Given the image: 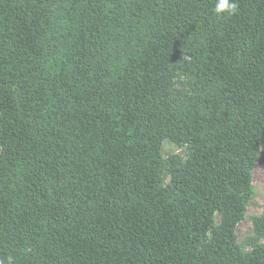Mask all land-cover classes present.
<instances>
[{
    "label": "trees",
    "instance_id": "trees-1",
    "mask_svg": "<svg viewBox=\"0 0 264 264\" xmlns=\"http://www.w3.org/2000/svg\"><path fill=\"white\" fill-rule=\"evenodd\" d=\"M236 3L0 0V259L264 264L236 237L264 142V0Z\"/></svg>",
    "mask_w": 264,
    "mask_h": 264
},
{
    "label": "rangeland",
    "instance_id": "rangeland-1",
    "mask_svg": "<svg viewBox=\"0 0 264 264\" xmlns=\"http://www.w3.org/2000/svg\"><path fill=\"white\" fill-rule=\"evenodd\" d=\"M256 166L253 172V196L248 199L244 220L236 228L238 246L243 253H251L258 247H264V142L259 147ZM0 146V156L2 154ZM191 148H174L171 153L180 166H184L191 155ZM167 155L165 160L167 161ZM163 175V187L171 182L168 167L165 164ZM223 222V214L219 213L215 218L214 228H219ZM212 234V233H211Z\"/></svg>",
    "mask_w": 264,
    "mask_h": 264
},
{
    "label": "clouds",
    "instance_id": "clouds-1",
    "mask_svg": "<svg viewBox=\"0 0 264 264\" xmlns=\"http://www.w3.org/2000/svg\"><path fill=\"white\" fill-rule=\"evenodd\" d=\"M238 4L236 0H213L212 13L218 19L234 16L238 13ZM0 264H15L12 256L0 259Z\"/></svg>",
    "mask_w": 264,
    "mask_h": 264
}]
</instances>
